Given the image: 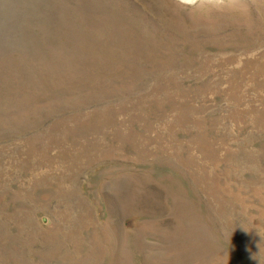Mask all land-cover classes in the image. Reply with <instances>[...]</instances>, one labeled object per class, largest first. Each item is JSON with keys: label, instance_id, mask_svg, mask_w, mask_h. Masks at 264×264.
Instances as JSON below:
<instances>
[{"label": "rangeland", "instance_id": "374dc122", "mask_svg": "<svg viewBox=\"0 0 264 264\" xmlns=\"http://www.w3.org/2000/svg\"><path fill=\"white\" fill-rule=\"evenodd\" d=\"M0 0V264H264V0Z\"/></svg>", "mask_w": 264, "mask_h": 264}, {"label": "clouds", "instance_id": "9594fccd", "mask_svg": "<svg viewBox=\"0 0 264 264\" xmlns=\"http://www.w3.org/2000/svg\"><path fill=\"white\" fill-rule=\"evenodd\" d=\"M177 3L200 15L240 13L250 6L249 0H177Z\"/></svg>", "mask_w": 264, "mask_h": 264}]
</instances>
